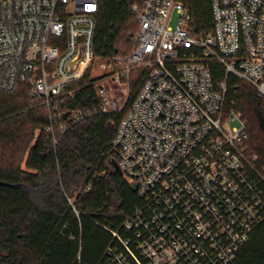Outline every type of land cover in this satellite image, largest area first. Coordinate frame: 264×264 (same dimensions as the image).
Instances as JSON below:
<instances>
[{
    "label": "built area",
    "instance_id": "obj_1",
    "mask_svg": "<svg viewBox=\"0 0 264 264\" xmlns=\"http://www.w3.org/2000/svg\"><path fill=\"white\" fill-rule=\"evenodd\" d=\"M208 1L212 31L202 38L183 2L127 0L132 46L99 66L111 68L96 86L100 111L61 113L54 106L76 98L96 61L98 0H0V91L28 89L52 121L124 114L112 146L142 206L125 225L133 246L120 240L104 264H234L264 224V172L248 149L246 121L226 100L235 77L264 102V0ZM136 69L144 73L129 102Z\"/></svg>",
    "mask_w": 264,
    "mask_h": 264
},
{
    "label": "trees",
    "instance_id": "obj_2",
    "mask_svg": "<svg viewBox=\"0 0 264 264\" xmlns=\"http://www.w3.org/2000/svg\"><path fill=\"white\" fill-rule=\"evenodd\" d=\"M179 1L191 13L192 34L209 36V1ZM98 3L93 55L109 63L130 52L136 26L127 0ZM211 67L214 79L221 80V69ZM91 71L76 84V98L54 108L100 111L96 86L110 75L92 77ZM143 73L136 69L133 74L129 102ZM226 100L227 109L246 121L248 149L264 172V102L235 77L227 80ZM51 112L26 88L0 91V264H104L109 248H121L120 240L133 246L134 229L125 225L142 206L113 165L112 140L124 114L98 112L73 124L50 120ZM234 264H264V224L250 233Z\"/></svg>",
    "mask_w": 264,
    "mask_h": 264
},
{
    "label": "rangeland",
    "instance_id": "obj_3",
    "mask_svg": "<svg viewBox=\"0 0 264 264\" xmlns=\"http://www.w3.org/2000/svg\"><path fill=\"white\" fill-rule=\"evenodd\" d=\"M176 22H177V15H176V13H174L173 15H172V22H171V26L174 28L175 27V25H176ZM102 64V62H100V61H98L97 59H96V61L94 62V65H93V68H92V71H91V76L92 77H99V76H101L102 74H110V70L109 69H111V68H109V69H107L106 71H102L101 69H100V65ZM106 79V78H105ZM235 126V125H234Z\"/></svg>",
    "mask_w": 264,
    "mask_h": 264
},
{
    "label": "water",
    "instance_id": "obj_4",
    "mask_svg": "<svg viewBox=\"0 0 264 264\" xmlns=\"http://www.w3.org/2000/svg\"><path fill=\"white\" fill-rule=\"evenodd\" d=\"M113 165L115 167V169L119 172L118 168H117V165L113 162ZM130 189L133 191V192H136V189H135V186L134 185H130Z\"/></svg>",
    "mask_w": 264,
    "mask_h": 264
}]
</instances>
